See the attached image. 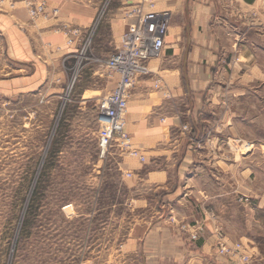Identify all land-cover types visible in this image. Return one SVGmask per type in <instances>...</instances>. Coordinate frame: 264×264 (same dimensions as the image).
Instances as JSON below:
<instances>
[{
    "label": "crops",
    "instance_id": "obj_1",
    "mask_svg": "<svg viewBox=\"0 0 264 264\" xmlns=\"http://www.w3.org/2000/svg\"><path fill=\"white\" fill-rule=\"evenodd\" d=\"M2 1L0 61L11 95L34 92L50 100L59 98L53 85L65 78L63 62L67 56L74 57L90 30L91 54L104 59L136 24L131 13L134 0H44L45 13L34 18L28 13L27 0ZM233 4L240 10L231 8ZM155 6L169 13L165 46L159 57L148 62L150 73L133 84L125 125L144 161L120 157L118 162L121 170L134 174L131 188L139 184L151 190L154 216L133 223L119 243V252L138 259V264H249L217 252L216 232L229 244L233 240L213 204L221 194L202 182L205 175L197 169L204 163L213 169L221 165L216 155L219 135L212 128L204 136L207 123L200 119L215 76L229 68L236 48L235 57L241 63L251 64L253 73L261 72L255 61L257 47L264 52V32L252 31L242 43L235 42V37L245 20L256 17L264 22V0H155ZM117 80L111 74L96 89L76 95L78 108L100 101ZM48 86L51 89L46 91ZM129 204L134 211L148 208L150 200L140 193ZM195 231L198 237L193 240Z\"/></svg>",
    "mask_w": 264,
    "mask_h": 264
},
{
    "label": "rangeland",
    "instance_id": "obj_2",
    "mask_svg": "<svg viewBox=\"0 0 264 264\" xmlns=\"http://www.w3.org/2000/svg\"><path fill=\"white\" fill-rule=\"evenodd\" d=\"M258 19L245 20L235 42L264 32ZM257 48L260 73L235 57L236 48L229 68L215 76L200 119L207 123L204 136L212 128L219 135L221 165L197 169L221 194L213 204L249 264H264V52ZM3 66L0 61V264H138L120 254L119 243L134 222L154 216L151 190L131 188L134 174L122 175L115 151L99 158L100 101L83 110L74 101L100 86L109 71L96 62L78 66L67 56L65 78L53 85L59 98L50 100L34 92L11 95ZM140 193L150 205L132 211L130 198Z\"/></svg>",
    "mask_w": 264,
    "mask_h": 264
},
{
    "label": "built area",
    "instance_id": "obj_3",
    "mask_svg": "<svg viewBox=\"0 0 264 264\" xmlns=\"http://www.w3.org/2000/svg\"><path fill=\"white\" fill-rule=\"evenodd\" d=\"M135 7L132 10L136 18V24L125 32L121 43L116 50L104 59L91 56V45L93 32L90 30L82 39L74 57L76 65L85 63H100L105 66L110 74H116L118 80L115 86L105 93L100 99V122L97 131V150L100 159H106L115 151L119 157L129 156L144 161V157L133 147L128 135L126 125V114L128 109V95L133 84L142 76L150 73L148 62L157 58L165 46V37L169 26V13L167 11H156L155 0H134ZM30 17H38L45 13L44 0H27L26 2ZM74 35L78 31H73ZM100 116L104 119H100ZM118 169L122 175L131 176L132 172ZM195 231L191 238L197 239ZM217 252L222 255L237 257L242 261L247 260L248 255L240 243H227L223 236L216 232Z\"/></svg>",
    "mask_w": 264,
    "mask_h": 264
},
{
    "label": "water",
    "instance_id": "obj_4",
    "mask_svg": "<svg viewBox=\"0 0 264 264\" xmlns=\"http://www.w3.org/2000/svg\"><path fill=\"white\" fill-rule=\"evenodd\" d=\"M100 119H104V117L100 116Z\"/></svg>",
    "mask_w": 264,
    "mask_h": 264
}]
</instances>
